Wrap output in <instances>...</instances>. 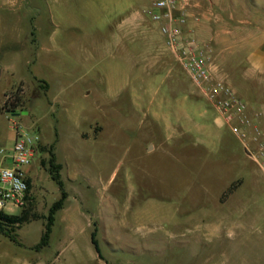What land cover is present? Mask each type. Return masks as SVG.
<instances>
[{"label":"rangeland","instance_id":"obj_1","mask_svg":"<svg viewBox=\"0 0 264 264\" xmlns=\"http://www.w3.org/2000/svg\"><path fill=\"white\" fill-rule=\"evenodd\" d=\"M109 2L1 9L0 147L12 145L17 120L42 148L23 207L37 217L15 237L0 232V264H264V174L170 53L146 58L140 42H118ZM14 95L16 114L2 108ZM51 143L67 196L40 245L62 192L48 171Z\"/></svg>","mask_w":264,"mask_h":264},{"label":"crops","instance_id":"obj_2","mask_svg":"<svg viewBox=\"0 0 264 264\" xmlns=\"http://www.w3.org/2000/svg\"><path fill=\"white\" fill-rule=\"evenodd\" d=\"M109 1L105 9L114 17L120 44L126 40L140 42V51L145 52L146 58L149 51L166 50L181 65L167 46L159 24L154 21L158 29H152L142 23L141 15H147L145 10L151 2ZM25 2L33 5L36 0H0V22L7 19L1 9L7 8L13 15L18 11L17 6ZM186 3L184 31L195 36L198 44L234 84L239 95L249 102L251 109L260 111L258 122L264 127V0H186ZM8 32V29L0 30V49ZM161 55H156V58H161ZM183 92L191 97L196 94L195 88L190 87ZM55 260L42 262L33 259L26 264H55Z\"/></svg>","mask_w":264,"mask_h":264},{"label":"built area","instance_id":"obj_3","mask_svg":"<svg viewBox=\"0 0 264 264\" xmlns=\"http://www.w3.org/2000/svg\"><path fill=\"white\" fill-rule=\"evenodd\" d=\"M186 8V0H152L145 11L159 24L167 46L218 114L229 123L246 154L264 174V129L258 122L261 113L253 111L223 75L216 74L217 67L210 55L194 35L184 31ZM12 129V145L0 147V211L3 212L6 206L22 209L27 204L30 166L42 146L39 134L21 122L13 120Z\"/></svg>","mask_w":264,"mask_h":264},{"label":"trees","instance_id":"obj_4","mask_svg":"<svg viewBox=\"0 0 264 264\" xmlns=\"http://www.w3.org/2000/svg\"><path fill=\"white\" fill-rule=\"evenodd\" d=\"M39 82H41V86L43 87L44 90L48 89V84L45 80L39 79ZM18 106H19L18 95H14V98H12L11 101L9 99L4 100L2 104L3 109L13 114H16L18 112L17 111ZM47 164H48V171L50 176L57 181V183L62 189V192H61V197L58 200H55L48 209V213L46 215L47 224H45V230L42 234L40 245L47 244L48 232L50 231V224L53 221L54 213L63 207V199H65L67 196V192L63 189V182L60 175L61 164L56 161V155L54 152V143H51L50 146L48 147ZM29 188H30V180H29ZM36 217L37 215L35 213H31L30 209H26V208L20 209V212L18 214L15 213L9 214L0 211V232L3 233L4 235L15 237L16 235L14 234V228H19L23 223L28 222L30 218H36ZM95 231L96 229H94L91 232V242L95 250L99 253V246H98V241L96 239ZM18 243L21 244L20 241H18Z\"/></svg>","mask_w":264,"mask_h":264}]
</instances>
